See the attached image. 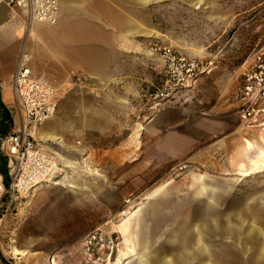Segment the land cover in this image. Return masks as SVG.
<instances>
[{
	"label": "rangeland",
	"instance_id": "rangeland-1",
	"mask_svg": "<svg viewBox=\"0 0 264 264\" xmlns=\"http://www.w3.org/2000/svg\"><path fill=\"white\" fill-rule=\"evenodd\" d=\"M171 12L172 19L177 13V29H165L163 22L164 32L172 34L169 43L200 61L206 72L128 127L112 126L107 138L78 135L73 93L83 83L75 77L64 92L57 88L53 119L65 103L70 124L63 132L65 143L85 154L88 167L100 177L81 171L92 193L88 185L74 192L71 180L78 170H71L54 185L5 195L0 201V264H130L142 254L134 234L141 208L160 191L173 190L187 199L203 182L224 197L215 211L222 228L217 262L264 264V235H258L259 230L264 234V173L238 176L264 152L260 98L252 116L242 117L247 75H255L256 60L264 58V0H172ZM82 101L88 104V96ZM238 202L252 209L254 220L235 216L232 208ZM192 214L193 206L183 205L177 223H187ZM122 225L125 236L119 232ZM251 227L257 232L249 234ZM168 249L170 260L176 248Z\"/></svg>",
	"mask_w": 264,
	"mask_h": 264
},
{
	"label": "crops",
	"instance_id": "crops-1",
	"mask_svg": "<svg viewBox=\"0 0 264 264\" xmlns=\"http://www.w3.org/2000/svg\"><path fill=\"white\" fill-rule=\"evenodd\" d=\"M171 10L172 0H59L56 26L34 23L28 28L24 13L12 10L0 0V99L12 119L11 130L21 123L13 79L23 51L31 56L34 76L62 92L76 76L84 78L73 93L74 125L80 138L88 133L107 138L112 126L128 127L143 112L157 110L162 104L154 102L150 95L164 82L163 65L149 49L156 41L171 45V32L163 30V22L168 24L165 29H177V13H173L172 19ZM85 96L88 104L82 101ZM64 107L65 103L60 104L58 117L41 129L40 138L47 143L57 163L64 166L65 175L78 170L71 180L74 192L81 193L79 189L88 185L92 193L93 186L80 174L87 170L93 174L86 155L67 146L63 138L70 125ZM250 168L243 167L238 176L250 178L264 173L241 175ZM199 189L201 193H212L205 182ZM244 205L238 202L233 206L235 216L241 221L254 220L252 209L246 210ZM119 232L125 236L126 226L122 225ZM234 232L230 230L229 234L233 236ZM250 232L257 229L251 227ZM258 235L264 234L259 230ZM261 251L264 254V243ZM140 259L144 262V258Z\"/></svg>",
	"mask_w": 264,
	"mask_h": 264
},
{
	"label": "built area",
	"instance_id": "built-area-1",
	"mask_svg": "<svg viewBox=\"0 0 264 264\" xmlns=\"http://www.w3.org/2000/svg\"><path fill=\"white\" fill-rule=\"evenodd\" d=\"M12 10H20L27 17L28 28L34 23L56 26L59 18V0H2ZM149 53L162 65L164 82L150 95L156 102L168 100L179 90L193 86L206 72L203 64L191 59L171 45L161 41L151 44ZM31 56L25 51L19 57L13 79L16 103L21 113V123L6 135H0V201L7 195L30 194L37 188L54 185L62 170L40 138L41 129L51 121L58 109L57 89L34 76ZM255 75H247L244 100H247L243 118L251 117L253 105L264 103V58L255 63ZM78 83L84 78L76 76ZM78 145H81L78 142ZM5 160L8 183L2 175L1 161ZM94 240L96 237L93 238Z\"/></svg>",
	"mask_w": 264,
	"mask_h": 264
},
{
	"label": "water",
	"instance_id": "water-1",
	"mask_svg": "<svg viewBox=\"0 0 264 264\" xmlns=\"http://www.w3.org/2000/svg\"><path fill=\"white\" fill-rule=\"evenodd\" d=\"M172 200L171 208H166ZM223 202L222 195L201 193L199 187L187 199L177 196L173 190L158 192L141 208L137 247L142 254L130 264H219L216 240L222 228L218 223L221 216H216L215 211ZM187 203L193 206V214L187 223H177L180 210ZM165 222L169 226H164ZM160 242L163 243L159 245ZM172 245L176 253L168 260V247Z\"/></svg>",
	"mask_w": 264,
	"mask_h": 264
},
{
	"label": "trees",
	"instance_id": "trees-1",
	"mask_svg": "<svg viewBox=\"0 0 264 264\" xmlns=\"http://www.w3.org/2000/svg\"><path fill=\"white\" fill-rule=\"evenodd\" d=\"M11 127H12V119L10 117L9 112L6 110L0 99V135L8 134L11 131ZM1 165H2V169H1L2 175L4 176L6 182L8 183V170L3 161H1ZM0 258L3 260L2 255H0Z\"/></svg>",
	"mask_w": 264,
	"mask_h": 264
},
{
	"label": "bare ground",
	"instance_id": "bare-ground-1",
	"mask_svg": "<svg viewBox=\"0 0 264 264\" xmlns=\"http://www.w3.org/2000/svg\"><path fill=\"white\" fill-rule=\"evenodd\" d=\"M251 166H252L251 170H244L241 175L250 176L252 174L264 172V152L263 151L260 153V155L258 156L256 160H253L251 162ZM62 173L64 174L65 170H62Z\"/></svg>",
	"mask_w": 264,
	"mask_h": 264
}]
</instances>
